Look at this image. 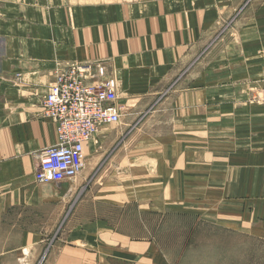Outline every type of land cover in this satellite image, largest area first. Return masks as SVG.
<instances>
[{
	"label": "crops",
	"instance_id": "crops-1",
	"mask_svg": "<svg viewBox=\"0 0 264 264\" xmlns=\"http://www.w3.org/2000/svg\"><path fill=\"white\" fill-rule=\"evenodd\" d=\"M91 63L119 122L73 182L37 184L42 100ZM263 81L264 0H0V264H169L152 233L171 213L264 243Z\"/></svg>",
	"mask_w": 264,
	"mask_h": 264
},
{
	"label": "built area",
	"instance_id": "built-area-1",
	"mask_svg": "<svg viewBox=\"0 0 264 264\" xmlns=\"http://www.w3.org/2000/svg\"><path fill=\"white\" fill-rule=\"evenodd\" d=\"M102 78L100 64H71L57 71L42 100L43 115L55 127L56 145L39 154L35 183L73 182L84 166V145L101 127L119 122L114 82ZM253 97L264 108V81Z\"/></svg>",
	"mask_w": 264,
	"mask_h": 264
},
{
	"label": "rangeland",
	"instance_id": "rangeland-1",
	"mask_svg": "<svg viewBox=\"0 0 264 264\" xmlns=\"http://www.w3.org/2000/svg\"><path fill=\"white\" fill-rule=\"evenodd\" d=\"M95 212L96 208L89 209V213ZM108 212L111 223L127 225V210L116 209L112 212L109 209ZM96 219L98 218L87 215L73 218L78 221ZM133 220L136 221V227L138 224H149L152 229L158 223L154 217H133ZM161 230L159 232L153 229L152 236L161 244L169 264H264V243L197 221L194 216L171 213L167 217L166 226ZM43 258L44 256L41 261Z\"/></svg>",
	"mask_w": 264,
	"mask_h": 264
}]
</instances>
